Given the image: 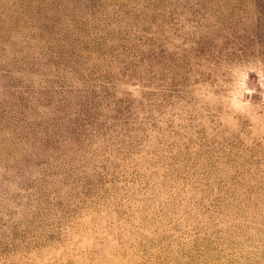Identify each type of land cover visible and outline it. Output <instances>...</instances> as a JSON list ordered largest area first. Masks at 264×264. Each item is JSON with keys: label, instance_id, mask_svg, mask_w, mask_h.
<instances>
[{"label": "rangeland", "instance_id": "rangeland-1", "mask_svg": "<svg viewBox=\"0 0 264 264\" xmlns=\"http://www.w3.org/2000/svg\"><path fill=\"white\" fill-rule=\"evenodd\" d=\"M0 264H264V0H0Z\"/></svg>", "mask_w": 264, "mask_h": 264}]
</instances>
